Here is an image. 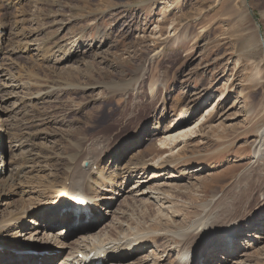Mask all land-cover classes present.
<instances>
[{"label":"rangeland","instance_id":"1","mask_svg":"<svg viewBox=\"0 0 264 264\" xmlns=\"http://www.w3.org/2000/svg\"><path fill=\"white\" fill-rule=\"evenodd\" d=\"M15 1L19 4L7 5L8 12L0 10V33L21 42L18 51L9 44L0 50V221L13 225L11 214L28 207V199H38L39 205L50 195L55 198L58 188L48 195L37 181L46 182L53 174L65 179L71 158L89 149L92 159L80 161V168L98 160L117 188L98 201L102 209L93 219L98 227L90 234L98 238L80 240L82 231L56 239V231L65 226L46 229V220L35 223L32 215L21 221L18 235L0 240V252L49 254L51 264H60L62 257L83 260L94 243L111 253L89 264H176L178 245L156 238L180 232L173 221L197 220L206 205L235 188L237 179L258 164L252 142L255 131L264 127V0ZM9 13L20 17L14 21ZM80 37L72 61L56 62L54 48ZM76 67L74 85L95 83L94 89L63 90L45 102L30 100L42 89L40 78L69 82L73 78L66 74ZM9 78L19 85L11 87ZM19 110L28 114L27 131L16 120ZM136 130L147 133V141L138 145L133 135L126 152L113 150ZM187 130L188 135L181 134ZM149 144L162 149L146 150ZM31 151L32 167L23 161ZM46 210L35 211L42 215ZM249 211L256 220L264 218L263 193H257ZM167 223L174 230L159 232ZM261 223L232 228L233 236L220 231L196 252V262L204 260L211 245L227 244L234 250L230 261L218 259L217 250L207 264L263 261ZM146 232L151 233L130 245ZM121 246L128 247L122 252ZM80 248L83 254L75 253Z\"/></svg>","mask_w":264,"mask_h":264},{"label":"bare ground","instance_id":"2","mask_svg":"<svg viewBox=\"0 0 264 264\" xmlns=\"http://www.w3.org/2000/svg\"><path fill=\"white\" fill-rule=\"evenodd\" d=\"M17 4H19V3H17L15 0H0V10L5 9L6 12H8L9 9H7V7H8L7 5H11L13 7ZM4 14H5V12H4ZM8 16L10 19H14L13 18L14 16L20 17L19 15H16V13H9ZM14 21H15V19H14ZM6 24L7 23H5V26H6ZM9 35H11V33ZM15 38H13L12 40H14ZM12 40H10V38H8V40H6L4 35L0 33V50L3 49V47H7L9 44L10 46H13V47L17 46L16 48L13 49V51H15V50L18 51L19 47L21 45V42L19 43L20 40L19 41H16V39H15V41H12ZM81 42L82 41H81V37H80L77 40H71L69 43H66L65 45H61L60 47H55L54 48V49H56L55 53L57 54L56 59H55L56 62H58V63L68 62L69 63L70 61H72L71 57L77 52V50L79 51V48L81 46V44H80ZM76 43H77V45H76ZM25 46H27V45H25ZM37 54L40 55L41 53L39 52ZM41 59H42V57H41ZM70 71H73V72H68L66 74V76L69 74V76H67V78L68 77L70 78L72 75L77 74L80 71V69H79V67H76V69H70ZM31 73H32L31 74L32 77H36L38 75L36 71L34 73L33 72H31ZM66 76H63L62 78H65ZM25 77H27V76H25ZM71 78H73V80L70 79L71 81H69V82H64V81L61 82L58 79L50 80L51 79L50 77L48 78L50 81H48V79L42 80V78H40V82L38 84H39L40 88H42V89L40 91H37L36 94H34V95L32 94L33 96L31 97L30 100L34 99V100L38 101V103L43 102V101L45 102V101H47V99L49 97H53V95H55L58 92H61L63 90L64 91H71L72 90V91H75L77 93L78 91L85 92V90L87 91L90 88L94 89V86H96L95 83L93 85L80 84V83H78V85H74V84H76V83H74V81H76V79H75L76 77L73 76ZM18 79H19V77H18ZM31 79H34V78H31ZM7 80L10 84H12L10 86L13 88H16L19 85V84L14 85L13 83H15V82H14V80H12V78H9ZM19 80H21V79H19ZM22 80H23V78H22ZM23 81H25V80H23ZM23 81H21V82H23ZM25 85L26 84H22V86H25ZM25 88H28V86H25ZM121 91H123V90H121ZM28 92L31 93L32 91L31 92L28 91ZM26 94H28V93H26ZM113 95H115V94H113ZM116 95H117V93H116ZM23 97H25V96H23ZM27 97H29V95ZM22 100H25V99H22ZM18 114H20V117L18 116L16 120H18L24 126V130L27 131V129H28L27 125L30 124L27 121L28 114L26 113L25 110H19ZM35 114H36V112H35ZM209 121H213V118L211 117ZM17 126L19 127V125H17ZM188 131L189 130H187L186 132H182L181 134L188 135ZM255 132H256V138L252 142V144H253L252 145L253 146V153L252 154H253L254 161H256L258 163L256 165V167L255 166L252 167L248 173H245L240 178H238L236 181L235 188L228 189L225 193L222 194L221 198H219L218 200H216L212 204L209 203L208 205H206L207 208L204 206L206 208V210L203 209L204 214L202 212L201 216L197 220H194L191 223H189L190 221L186 222L187 218H185L186 223L182 221V222L176 223V224L173 221L172 223L174 225V229L179 228L181 231L173 233L174 236H170V237H166V238L160 236V237L156 238L157 241H160V239H167L169 241V243H172V245H178L176 248V249H178V251L176 253L177 254L176 264H196L197 262L194 258L196 252H198L199 250L203 251L204 248H207V244L209 243L208 241H209L210 237H215L216 235L219 234L220 231H222V230L229 231L232 228L236 230L240 227L242 228V225L244 223L248 227L251 228L250 224H252L254 221H258V223H261V221L264 220V218H261V217H259V219L256 220L258 217L255 219V216H251L252 213H250V211H249L250 207L252 206L253 201H255V196L257 195V193H263L264 194V127L256 130ZM128 133H130V132H128ZM146 134H143V131L140 132L139 130H136L132 134L126 135V138H125L123 144L122 143L115 144L113 150L120 148V150L125 149V152H126L128 149V148H126V146L128 145L127 141H129L131 138H133V135L137 137L136 144L139 145V143H140L142 145L143 142L147 141L146 140V136H147ZM26 135H27L26 139L30 137V133L27 132ZM31 140H33V139H31ZM27 141H28V139H27ZM79 144L80 143H78L77 145H79ZM121 145H123V147H121ZM19 146H20V144L17 143V145L14 147L19 148ZM80 148H82V147H80ZM80 148L78 147V149H80ZM158 149L161 150L162 148L160 147ZM90 150L91 149L87 150V152H86V153H88L87 155L84 153H83V155L77 154L76 158H75V155L71 158L70 164L67 167L68 172L65 176V179L59 178L58 175L53 174L50 179L45 178L47 180L46 182L45 181H43V182L37 181L38 184L42 185L45 188V190L48 191L47 192L48 195L51 194V192H52L51 190L58 188V190H55L56 192H54L55 198L52 195H50L49 198H46V199L44 198V200H43L44 202L39 204V205L36 204L37 202H39L38 199L26 200L25 201V207L29 205L28 206L29 209H28V207H26L23 210H21L20 212H13L11 214L13 225L12 224L10 225V220L0 221V240H4L6 237V234H11L13 237H15V235H18L16 230L19 229L21 221H24L25 219H30L29 216H32V215H33L32 217H34L33 221H35V223H36L37 219H45L46 220V223H45L46 229L51 228V227L54 228L55 224L64 225L65 226L64 228L62 227L61 229L56 231V232H58L56 235H54V237L56 239L58 238V236H61V235L67 236L68 233L69 234L70 233L76 234V233H80L82 231L84 232L83 235L81 236L79 234V236H78L80 240L86 239V238L87 239H90V238L95 239L96 237L98 238L99 236L90 235L92 233L91 229L95 230L98 227L97 223L93 220L94 218H96L97 215H95L92 208H90V207L81 208L80 211L78 212V210L75 209L74 207H70V208L67 207L66 209H60V207H58V206H60L59 202L61 200L66 199V198H68L69 200L72 198H77V197L81 196V194L88 195V197H85L82 199L83 201L93 200V202H96L98 205L97 200L101 201L105 198L107 199V197L112 196V194H114V192L116 191V188H117V186L115 185L116 183L112 182V180H110V179L105 178V176L102 172V168H100L101 165L99 164L98 160H96V161L92 160L91 161L92 163L89 164V167H87L88 169H85L83 167L80 168V166H79L80 161H84L86 159H90V160L92 159L89 156ZM146 150L152 151L154 153L159 152V150L156 151L153 148L152 144H149L148 148ZM145 151L140 154L141 157L145 153ZM93 153L94 152H92V154ZM31 155H32V151L30 154H27L23 158L24 163L30 167H32L31 164L33 162ZM134 163H131V164H134ZM94 167L97 168L96 172L93 171ZM3 170H4V168H3L2 162H1L0 172L3 173ZM19 173H21V171L16 173L17 177H19ZM40 178H42V177H40ZM60 181H64V183H60ZM66 181H68V184H69L68 186L64 185ZM106 187L110 188L109 189L110 191L103 189ZM101 191H105V193H109V194H106L105 196H103L100 193ZM111 198H113V197H111ZM98 207L101 208L100 205H98ZM259 208H261V207H259ZM38 209H40V211H42L44 209H48V210H46L47 212H45L41 215L38 213V211H35ZM172 219H173V217H172ZM29 222H30V220L28 221V223ZM86 222L88 223L87 225H86ZM90 222H91V224H89ZM30 223H33V222H30ZM152 229H153V227H152ZM174 229L172 228V226H169V224L167 223V225L164 224L160 229H158V231L159 232L160 231L172 232V230H174ZM138 231H140V230H138ZM141 231H143V230H141ZM150 233L151 232H146L141 237L138 236L137 238H134V240H132V243L130 242V245L133 246V244L135 242L142 241L143 240L142 238H145L144 236H146ZM4 234H5V236H4ZM229 234H231L233 236L231 231H229ZM88 235H89V238H88ZM235 235H236V233H235ZM250 237H252V236H250ZM172 238L176 239V241H172L171 240ZM12 239H14V238H12ZM111 240H113V239H111V238H108L107 240L105 239L106 242L111 241ZM84 242H85V240H84ZM241 242H243V241H241ZM247 244H249V243H246V246H247ZM249 245H252V244H249ZM126 247H128V246H121V248H120L121 251L123 252V250ZM164 250H167V248ZM217 250L221 251V254H219L217 256L218 259L219 258L223 259L224 258L223 256H225L226 262L230 261L228 259V258H230L229 255H232L234 250L231 249L228 246V244L226 247H223V248H216V247H212V245H211V248H209L206 256L204 257V260L197 263V264H207L208 260H210V261L212 260L211 257L213 255V252L217 251ZM90 252H95L97 257L101 256L102 254H103V256H108L111 253V252H109V250L105 246H102V245L96 246L94 243L90 245L89 251L86 253V257L88 256V254ZM75 253L83 254L81 251V248L79 250L75 251ZM64 258L65 257H62L59 259L60 264H72V263L74 264L75 262L77 264H89V262H86V258H83V260H77L76 257L72 256L71 261H69V259L66 260V258L65 259ZM52 259L53 258H51L49 256V254L44 255V256H41L38 254L37 256L31 257L28 255H25L24 253H18V252H13V253L12 252L11 253L0 252V264H51ZM105 262H107V261H105ZM105 262H104V264H105ZM212 262H214V261H212ZM256 264H264V256H263V261H262V259L261 260L258 259V263H256Z\"/></svg>","mask_w":264,"mask_h":264}]
</instances>
